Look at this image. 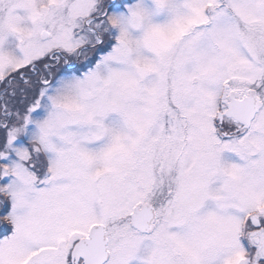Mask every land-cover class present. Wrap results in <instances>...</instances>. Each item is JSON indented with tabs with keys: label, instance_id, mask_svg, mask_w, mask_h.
Instances as JSON below:
<instances>
[{
	"label": "snow or ice",
	"instance_id": "obj_1",
	"mask_svg": "<svg viewBox=\"0 0 264 264\" xmlns=\"http://www.w3.org/2000/svg\"><path fill=\"white\" fill-rule=\"evenodd\" d=\"M0 264H264V0H0Z\"/></svg>",
	"mask_w": 264,
	"mask_h": 264
}]
</instances>
